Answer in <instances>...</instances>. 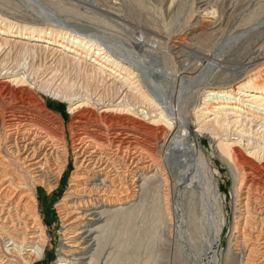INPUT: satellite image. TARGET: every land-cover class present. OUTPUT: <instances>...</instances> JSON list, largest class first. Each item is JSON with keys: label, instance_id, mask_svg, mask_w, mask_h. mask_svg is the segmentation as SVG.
<instances>
[{"label": "bare ground", "instance_id": "bare-ground-1", "mask_svg": "<svg viewBox=\"0 0 264 264\" xmlns=\"http://www.w3.org/2000/svg\"><path fill=\"white\" fill-rule=\"evenodd\" d=\"M210 1L199 0L202 13L211 9ZM13 29L3 25L0 34L43 42L62 54L87 58L101 74L107 70L105 76L118 81L117 90L125 84L161 111L152 116L143 108L139 114L137 104L120 100L98 112L87 100L73 107L66 127L59 116L48 112L24 76L5 81L0 86V264L42 262L51 240L38 193L40 189L47 195L58 193L69 170L68 185L54 206L60 236L54 264H123L126 252L135 255L144 237L152 256L158 227L165 229L171 221L170 186L160 159L167 162L170 158L176 164H184L185 157L200 159L190 116L182 107L165 105L163 109L160 91L161 97L149 98L142 90L148 80L142 82L138 75L141 67L123 51L116 56L76 31L23 26L15 34ZM150 42L135 39L134 46L146 50ZM262 55L260 49L254 50L246 65H253ZM206 94L201 99L205 110L201 120L216 116L213 125L219 128L225 124L219 118L229 110L236 124L246 120L264 126V75L246 77ZM175 127L183 132H173ZM169 137L173 138L170 145ZM160 145L168 146L162 156ZM215 151L219 162L236 176L224 264H264V156H259L258 149L249 152L260 162L256 165L226 139ZM142 210L149 212L150 225L140 233L133 227ZM224 226L221 222L215 228L213 242L221 240ZM109 241L117 246L105 252Z\"/></svg>", "mask_w": 264, "mask_h": 264}, {"label": "rangeland", "instance_id": "rangeland-1", "mask_svg": "<svg viewBox=\"0 0 264 264\" xmlns=\"http://www.w3.org/2000/svg\"><path fill=\"white\" fill-rule=\"evenodd\" d=\"M198 2L0 0V28L10 25L15 34L23 26L76 31L91 37L98 46H104L116 56L121 55L119 50L123 51L141 67H138L141 81L148 80L144 82L145 88L140 83L146 95L155 99L162 94L163 109L165 105L182 107L193 122L190 131L196 133L199 161H188L185 157L184 164H176L170 158L165 162L160 157L170 186L171 221L165 229L158 227L152 256L148 253V239L144 237L135 255L131 250L126 252L123 264H224L234 208L232 184L236 176L219 162L215 148L226 139L256 165L260 162L249 152L258 149L259 156H264V126L259 123L243 120L236 124L237 119L229 110L219 118L225 121L219 128L213 125L216 116L201 120L204 110L201 99L209 90L264 75V57L253 65H246L254 50L260 49L264 54V0H211V9L206 14L201 12ZM135 39L150 40L151 45L139 50L134 46ZM76 57L62 54L43 42L0 34V86L11 77L24 76L48 112L59 116L66 127L71 122L73 107L87 100L98 112L112 108L120 100L137 104L139 114L143 108L154 113H150L152 116L161 111L125 84L124 89L117 90L118 81L106 77L107 70L101 74L91 60ZM254 116L258 117L248 118L255 119ZM173 129L177 134L183 132L177 127ZM172 140L169 137L167 143L170 145ZM161 146L160 156L168 148ZM70 171L58 193L47 195L43 189L38 193L51 240L40 264L56 261L60 236L54 206L68 185ZM148 217L149 212L142 210L134 222V231L143 232L150 225ZM221 222L225 225L221 240L213 242ZM107 245L105 252H111L117 242L109 241Z\"/></svg>", "mask_w": 264, "mask_h": 264}]
</instances>
